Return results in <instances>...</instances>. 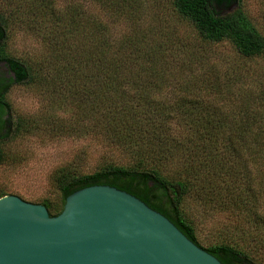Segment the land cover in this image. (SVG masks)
I'll return each mask as SVG.
<instances>
[{
  "label": "trees",
  "instance_id": "1",
  "mask_svg": "<svg viewBox=\"0 0 264 264\" xmlns=\"http://www.w3.org/2000/svg\"><path fill=\"white\" fill-rule=\"evenodd\" d=\"M147 1L0 0V163L3 145L32 135L41 122L12 117L13 87L71 99L72 122L58 118L44 128H95L128 160H109L88 174H76L75 162L53 171L62 202L83 187H114L165 216L222 264H264V6L253 17L245 0H166L161 7ZM120 25L126 30L118 34ZM161 31L181 43L185 62L174 75L165 73L171 64L162 56L163 73L152 74ZM18 32L40 39L49 54L33 65L10 54ZM154 35L161 44L152 50L143 44L137 55L138 40ZM223 43L236 58L220 73L213 52ZM172 81L181 85L161 96ZM189 200L227 212L239 242L201 246L181 211Z\"/></svg>",
  "mask_w": 264,
  "mask_h": 264
},
{
  "label": "water",
  "instance_id": "2",
  "mask_svg": "<svg viewBox=\"0 0 264 264\" xmlns=\"http://www.w3.org/2000/svg\"><path fill=\"white\" fill-rule=\"evenodd\" d=\"M0 264H222L125 191L83 187L48 211L0 192Z\"/></svg>",
  "mask_w": 264,
  "mask_h": 264
},
{
  "label": "rangeland",
  "instance_id": "3",
  "mask_svg": "<svg viewBox=\"0 0 264 264\" xmlns=\"http://www.w3.org/2000/svg\"><path fill=\"white\" fill-rule=\"evenodd\" d=\"M263 1L245 0L246 8L253 17L260 15L259 11L264 6ZM157 3L161 7L166 3V0L147 1V5L150 6ZM90 11L96 12V10ZM169 21L173 29L184 32L185 28L182 23H177L174 20ZM146 22L149 23V19ZM125 30L126 28L120 25L116 32L120 34ZM162 34L164 42L159 46L161 48L157 52L156 68L152 74L163 73L160 69L164 70L165 68L158 67L160 64L158 59L162 56L171 64V69H167L165 73L172 72L171 74L174 75L178 73L181 64L185 62L183 54L177 52L181 43H176L178 39L169 32L163 31ZM155 37L151 40L150 36L149 38L146 36V42L139 39L138 44H135L137 55L144 54L142 46H145L143 44L147 45V50H152L153 47L161 44L162 38ZM9 52L28 65L37 63L43 55L49 54L46 44L23 32H18L10 42ZM214 53L221 60L222 65H226L223 67L221 63L219 64L220 73H224L227 64L234 62L236 58L228 43H223L222 46L217 47ZM210 59L215 58L211 57ZM50 66L53 67V65H49L48 68ZM58 68L57 66L54 71H58L60 69ZM199 68L201 69V65L195 66V69L198 70ZM64 71L62 72L60 69L59 74H63ZM138 71L137 73H142L140 68ZM49 72L52 73L53 71ZM60 85L59 83L57 86ZM180 85L177 81H172L167 87H164L161 96L166 98L173 96L171 93ZM49 93V91L31 90L27 86L13 87L8 93L7 99L12 109V117H15L14 115L31 116L35 120H41V122L38 124L39 129H36L32 135L15 137L14 140L3 145L5 159L0 163V191L6 195L18 196L21 199H30L37 204L46 203L49 206L48 211H51L62 203L56 184L52 180L53 171L75 162L74 165L76 166L73 170L76 174H88L96 171L109 160L121 165L125 164L128 159L121 146L108 143L104 135L98 134L95 128L87 126L84 130L72 131L71 129L61 131V133L55 130H46L44 127L48 126L49 122L52 125L58 118H67L72 122V117L75 116L74 108L70 103L71 99L59 98L55 101V98L52 99L53 95ZM176 129L181 131V127H176ZM184 134L185 132H183ZM181 211L186 221L194 228L196 238L201 246L208 247L217 243L232 244V242H239L240 235L236 232H240V230H236L233 222L235 220L229 217L227 212L219 213L213 209L203 208L194 200L185 203Z\"/></svg>",
  "mask_w": 264,
  "mask_h": 264
}]
</instances>
